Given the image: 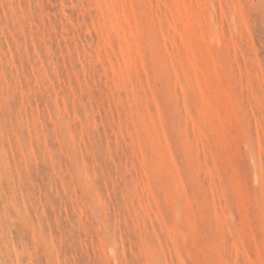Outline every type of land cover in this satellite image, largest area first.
Listing matches in <instances>:
<instances>
[{"label": "rangeland", "instance_id": "rangeland-1", "mask_svg": "<svg viewBox=\"0 0 264 264\" xmlns=\"http://www.w3.org/2000/svg\"><path fill=\"white\" fill-rule=\"evenodd\" d=\"M0 264H264V0H0Z\"/></svg>", "mask_w": 264, "mask_h": 264}]
</instances>
